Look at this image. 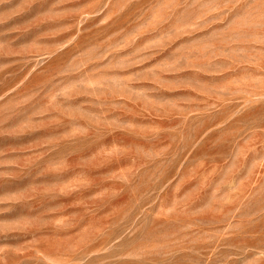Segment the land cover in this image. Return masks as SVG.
<instances>
[{
  "label": "rangeland",
  "instance_id": "obj_1",
  "mask_svg": "<svg viewBox=\"0 0 264 264\" xmlns=\"http://www.w3.org/2000/svg\"><path fill=\"white\" fill-rule=\"evenodd\" d=\"M0 264H264V0H0Z\"/></svg>",
  "mask_w": 264,
  "mask_h": 264
}]
</instances>
